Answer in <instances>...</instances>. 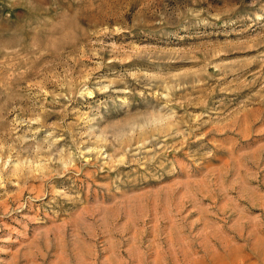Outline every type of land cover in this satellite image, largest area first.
I'll use <instances>...</instances> for the list:
<instances>
[{
	"label": "rangeland",
	"instance_id": "1",
	"mask_svg": "<svg viewBox=\"0 0 264 264\" xmlns=\"http://www.w3.org/2000/svg\"><path fill=\"white\" fill-rule=\"evenodd\" d=\"M0 264H264V0H0Z\"/></svg>",
	"mask_w": 264,
	"mask_h": 264
}]
</instances>
